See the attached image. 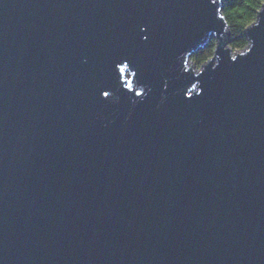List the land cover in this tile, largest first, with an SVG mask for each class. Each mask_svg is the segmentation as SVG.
Listing matches in <instances>:
<instances>
[{
	"label": "water",
	"instance_id": "1",
	"mask_svg": "<svg viewBox=\"0 0 264 264\" xmlns=\"http://www.w3.org/2000/svg\"><path fill=\"white\" fill-rule=\"evenodd\" d=\"M220 10L0 0V264H264V3Z\"/></svg>",
	"mask_w": 264,
	"mask_h": 264
},
{
	"label": "trees",
	"instance_id": "2",
	"mask_svg": "<svg viewBox=\"0 0 264 264\" xmlns=\"http://www.w3.org/2000/svg\"><path fill=\"white\" fill-rule=\"evenodd\" d=\"M264 0H221V17L225 23L224 39L231 51H238L248 43L246 29L257 17ZM216 40L209 39L202 47L190 56V61L201 66L212 55Z\"/></svg>",
	"mask_w": 264,
	"mask_h": 264
},
{
	"label": "rangeland",
	"instance_id": "3",
	"mask_svg": "<svg viewBox=\"0 0 264 264\" xmlns=\"http://www.w3.org/2000/svg\"><path fill=\"white\" fill-rule=\"evenodd\" d=\"M224 33H225V32H224ZM221 37L224 39V34H223V33L221 34ZM211 39L216 40L215 42H216V44H217V39H216L215 36L211 37ZM187 65H188V67H190V65H191V69H193V72H194V73H198L199 70H200L201 67H202V65H201V66H196L195 64H193V63L190 61V59H189Z\"/></svg>",
	"mask_w": 264,
	"mask_h": 264
}]
</instances>
